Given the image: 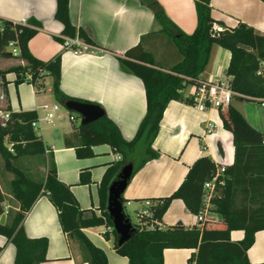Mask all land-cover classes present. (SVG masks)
I'll list each match as a JSON object with an SVG mask.
<instances>
[{
    "label": "crops",
    "instance_id": "crops-1",
    "mask_svg": "<svg viewBox=\"0 0 264 264\" xmlns=\"http://www.w3.org/2000/svg\"><path fill=\"white\" fill-rule=\"evenodd\" d=\"M154 1L181 32L186 35L194 33L197 26L194 0ZM211 7L216 25L223 29H234L245 24L264 35L262 0H212ZM55 12L56 0H0L1 19L16 24L36 19L42 24V29L29 42V51L42 62L61 56V92L71 100L101 108L124 139L133 140L147 114L146 89L142 79L122 64L118 56L126 61L138 62L139 53L132 58L125 54L146 38L144 50L166 70L179 62L178 51L164 35H160V24L141 0H70L72 24L89 34L98 46L83 54H74L59 41L73 38L63 35V25L55 19ZM152 34L158 36L151 37ZM14 48L10 47L9 50ZM231 56L230 51L215 46L208 67L200 76L201 80L229 81L227 72ZM19 65H25V62L0 56V73ZM5 80L7 84L3 83L0 75V111L7 112V108H10L13 113L38 114L40 122L34 131L45 144L47 161L52 157L58 179L71 187L80 208L100 216V184L119 155L110 146L101 145L93 148L94 157L79 159L75 149L65 145L66 138L81 125V120L77 114L63 111L62 100L54 93L55 81L52 76L45 75L38 79L37 86L31 83L30 75L19 85L16 84L15 73H8ZM194 92L193 86H187L182 93L185 98H192ZM46 104L60 106L50 122L43 120L45 113L41 107ZM232 105L264 135V108L257 103L236 100ZM71 117L75 120L72 121ZM153 147L161 153V158L138 170L123 196L125 208L133 207L134 212L140 210L146 200H159L172 195L199 158L209 156L217 168L230 167L235 161L233 135L224 128L219 110L199 112L182 101H172L167 106ZM42 170L45 176L44 165ZM83 172L90 174L91 183L88 185L80 183ZM0 191L5 196V202L0 204L3 215L9 212L5 221L7 224L10 211H17L19 205L6 190L1 174ZM10 199L17 207L10 204ZM179 222L186 229L199 226L196 216L187 210L184 202L176 200L162 223H159L160 229L173 227ZM23 225L29 238H47L49 241L47 261L42 264H88L83 260L77 242L63 233L58 212L47 197L42 196L36 201ZM105 230V227H95L85 229L84 233L95 246L105 251L109 264H128L129 260L116 253L111 241L105 240ZM231 239L234 242L242 241L244 232H232ZM0 248V264H15L16 248L2 235ZM196 253L197 250L193 249L165 250L164 264H189ZM247 255L251 264L264 263V231L256 234L255 243Z\"/></svg>",
    "mask_w": 264,
    "mask_h": 264
},
{
    "label": "trees",
    "instance_id": "trees-1",
    "mask_svg": "<svg viewBox=\"0 0 264 264\" xmlns=\"http://www.w3.org/2000/svg\"><path fill=\"white\" fill-rule=\"evenodd\" d=\"M194 1L197 26L193 34L186 35L167 17L157 2L141 0L154 13L161 26L160 35H164L173 44L180 60L165 70L144 50L146 38L125 54L132 58L139 53L138 62L126 61L118 56L122 64L142 79L146 89L147 114L135 138L131 141L124 139L118 127L105 115L93 124L77 126L74 133L65 140V145L74 148L79 159L94 157L93 148L101 145L110 146L121 156L119 162L108 168L100 184V216L80 208L71 187L58 179L52 157L47 161L45 144L32 127L38 120V114L13 113L7 108L12 118L6 126L0 120V155L5 169L14 176L11 196L18 203L19 209L10 214L7 224L0 225V235L15 246V264H42L47 261L48 239L29 238L23 225L27 214L42 196L47 197L56 208L63 233L77 242L82 258L88 264H109L105 251L95 246L84 233L85 229L95 227L106 228L105 240H113L114 250L127 258L128 264H164L163 254L168 249L197 250L189 264H251L247 253L255 243L256 234L264 231V135L232 104L219 109L224 128L233 135L235 147L234 164L225 169L221 177L224 184L217 186V197L212 202L211 211L218 214L220 220L205 218L201 226L190 229H186L180 222L167 229L156 227L154 230L139 231L135 228L134 237L119 246L118 236L107 212L109 186L121 171L132 165L134 176L147 163L161 158V153L153 145L164 112L172 101L194 104L193 99L185 98L182 92L187 86H193L196 90L207 83L200 76L208 67L215 46L230 51L232 55L227 75L230 78V89L234 93L233 101L259 105V101L264 99V35L245 24L234 29H224L219 35H214L213 27L217 21L212 15V0ZM55 19L63 25L64 36L75 38L78 35L87 44L98 47L89 34L72 24L70 0H56ZM40 29L42 24L36 19L16 24L0 18V56L18 58L25 62V65L1 72L3 83L7 84L5 76L8 73L16 74L17 85L26 81L27 75H30L31 83L36 86L38 79L50 75L55 81V95L61 100H71L60 90L61 56L42 62L29 51V42ZM59 41L65 43L61 39ZM12 43L19 49V56H14L9 50ZM6 140L13 145L14 153L9 152ZM24 157L42 159L46 169L42 179L33 178L22 168L21 159ZM216 170L217 166L209 156L199 158L172 195L151 200L156 204L151 208L152 217L148 222L162 223L176 200L183 201L192 215L199 216L204 209V185L213 178ZM80 183H91L89 172L81 174ZM4 202L5 196L0 191V204ZM3 214L4 210L0 208V216ZM234 231H243L244 239L240 242L232 241L231 234Z\"/></svg>",
    "mask_w": 264,
    "mask_h": 264
},
{
    "label": "built area",
    "instance_id": "built-area-1",
    "mask_svg": "<svg viewBox=\"0 0 264 264\" xmlns=\"http://www.w3.org/2000/svg\"><path fill=\"white\" fill-rule=\"evenodd\" d=\"M223 28L219 25H214L213 27V34L219 35L221 32H223ZM10 47H15L12 52L14 56H19L20 51L16 47L15 43H12ZM64 47L66 49H69L74 52V54H83L86 52H89L91 49H93L94 46H91L87 44L84 40H82L80 37H76L73 39H68L64 43ZM261 74V73H259ZM234 93L230 89L229 82H223V81H214V82H207L206 84H203L196 88L192 99L194 104L192 105L197 111L199 112H206L209 109H222L227 108L230 106L233 102ZM1 99H4V97H1ZM259 105L264 108V99L259 101ZM41 109L44 111L45 116L43 118L44 121L50 122L54 119L55 114L60 110V106L54 105H43ZM12 114L11 112H4L0 111V120L3 124V126H6V123L11 120ZM71 120L74 121L75 118L71 117ZM40 122V119L32 124L33 129L37 128L38 123ZM6 144L8 147L9 152L14 153L13 145L8 144L6 140ZM121 160V156L116 157V162H119ZM224 167L217 168L216 172L213 175V178L209 181H207L204 185V196H203V203H204V209L202 213L197 216V222L199 226L204 221L205 218H211L219 220L220 216L214 212L211 211L212 202L217 197V186L223 185V181L221 180L222 175L225 173ZM151 200H146L142 204V208L140 210L135 211V221L134 224L129 215H126L128 219H130L134 229L138 228L139 231L143 230H154L156 227L161 228V225L157 222L152 221L151 223L148 222V219L152 217L151 208L155 205ZM6 209H8L6 207ZM9 212L7 211L5 214L7 215Z\"/></svg>",
    "mask_w": 264,
    "mask_h": 264
},
{
    "label": "water",
    "instance_id": "water-1",
    "mask_svg": "<svg viewBox=\"0 0 264 264\" xmlns=\"http://www.w3.org/2000/svg\"><path fill=\"white\" fill-rule=\"evenodd\" d=\"M62 106L66 110L75 113L81 120V126H86L100 121L105 112L95 105L84 104L74 100H62ZM134 167L126 166L116 180L109 186L107 212L113 224V230L118 236V245L122 246L129 242L136 230L125 211V201L123 199L129 181L132 179ZM6 215L0 219V225H5Z\"/></svg>",
    "mask_w": 264,
    "mask_h": 264
},
{
    "label": "rangeland",
    "instance_id": "rangeland-1",
    "mask_svg": "<svg viewBox=\"0 0 264 264\" xmlns=\"http://www.w3.org/2000/svg\"><path fill=\"white\" fill-rule=\"evenodd\" d=\"M264 67V65H263ZM63 111H67L66 109L63 108ZM21 166L24 170L27 171V173H29L30 176H32L33 178L40 180L44 177V173L42 170L43 167V162L41 158H32V157H24L21 159ZM0 174L2 175L3 179H4V184L6 187V190L11 193V180L13 179V174L8 172L5 169V163L4 160L2 158V156L0 155ZM10 204L13 207H17V204L10 199ZM127 214L129 215L131 221L135 224V212L133 210V207H127ZM10 214H13L15 211L11 210ZM220 218V217H219ZM106 231V230H105ZM113 238V236H112ZM112 245H113V240L111 241ZM81 251V250H80ZM82 255V253H81Z\"/></svg>",
    "mask_w": 264,
    "mask_h": 264
}]
</instances>
